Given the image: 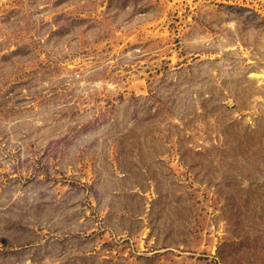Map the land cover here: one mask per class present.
<instances>
[{
    "label": "rangeland",
    "instance_id": "1",
    "mask_svg": "<svg viewBox=\"0 0 264 264\" xmlns=\"http://www.w3.org/2000/svg\"><path fill=\"white\" fill-rule=\"evenodd\" d=\"M0 264H264V0H0Z\"/></svg>",
    "mask_w": 264,
    "mask_h": 264
}]
</instances>
